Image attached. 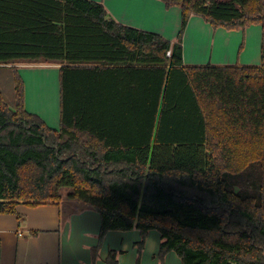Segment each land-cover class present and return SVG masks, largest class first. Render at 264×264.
<instances>
[{
	"label": "trees",
	"instance_id": "trees-1",
	"mask_svg": "<svg viewBox=\"0 0 264 264\" xmlns=\"http://www.w3.org/2000/svg\"><path fill=\"white\" fill-rule=\"evenodd\" d=\"M181 10L174 42L88 0H0V66L57 65L60 128L0 92V213L69 200L109 232H150L159 260L264 264V0H159ZM262 29L260 67H184L191 16ZM171 57H167L168 52ZM110 252L107 264H117Z\"/></svg>",
	"mask_w": 264,
	"mask_h": 264
},
{
	"label": "crops",
	"instance_id": "crops-1",
	"mask_svg": "<svg viewBox=\"0 0 264 264\" xmlns=\"http://www.w3.org/2000/svg\"><path fill=\"white\" fill-rule=\"evenodd\" d=\"M103 4L118 23L155 33L175 41L181 29V10L166 7L159 0H88ZM196 41L188 58L183 45L184 67H260L262 29L249 26L238 31L212 28L202 18L191 16L183 40ZM201 39V40H200ZM200 40V41H199ZM203 45V47H202ZM26 80L32 74L22 73ZM39 86V85H37ZM38 89V90H36ZM26 95L25 109L36 115L52 130L60 128V107L54 108L47 86ZM44 89V90H43ZM32 100L38 106L32 108ZM31 102V103H30ZM15 215L0 213V264H107L110 252L117 253V264H137L138 231L109 232L96 257L101 230L100 215L93 209L66 199L59 205L17 206ZM162 240L159 233L150 232L140 257V264H160ZM164 264H181L173 252Z\"/></svg>",
	"mask_w": 264,
	"mask_h": 264
},
{
	"label": "rangeland",
	"instance_id": "rangeland-1",
	"mask_svg": "<svg viewBox=\"0 0 264 264\" xmlns=\"http://www.w3.org/2000/svg\"><path fill=\"white\" fill-rule=\"evenodd\" d=\"M201 40V39H200ZM199 40V41H200ZM194 37L192 36L191 40H183V45L187 49L188 58L192 55H195L196 50L193 52V46L195 44ZM199 47V43L196 41V49ZM203 47V45H202ZM59 69L57 65H8L0 66V92L3 96L6 104L11 108L15 109L16 103V93H15V80L16 75L18 74L25 86V96L28 94L34 96V90L39 87L45 88L47 86L50 99L55 109L59 107L60 100V89H59ZM22 73L32 74L31 79L26 80ZM39 85V86H37ZM38 90V89H36ZM44 90V89H43ZM31 103V102H30ZM32 108L38 106L37 101L32 100ZM69 190H64L62 192V197L64 200L68 198Z\"/></svg>",
	"mask_w": 264,
	"mask_h": 264
},
{
	"label": "built area",
	"instance_id": "built-area-1",
	"mask_svg": "<svg viewBox=\"0 0 264 264\" xmlns=\"http://www.w3.org/2000/svg\"><path fill=\"white\" fill-rule=\"evenodd\" d=\"M167 57H171V52L170 51L168 52Z\"/></svg>",
	"mask_w": 264,
	"mask_h": 264
}]
</instances>
